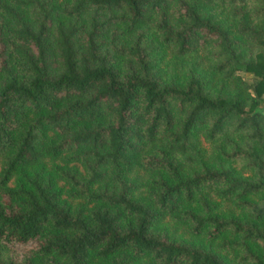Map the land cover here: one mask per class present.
<instances>
[{
  "label": "trees",
  "instance_id": "16d2710c",
  "mask_svg": "<svg viewBox=\"0 0 264 264\" xmlns=\"http://www.w3.org/2000/svg\"><path fill=\"white\" fill-rule=\"evenodd\" d=\"M263 107L264 0H0V264H264Z\"/></svg>",
  "mask_w": 264,
  "mask_h": 264
},
{
  "label": "rangeland",
  "instance_id": "374dc122",
  "mask_svg": "<svg viewBox=\"0 0 264 264\" xmlns=\"http://www.w3.org/2000/svg\"><path fill=\"white\" fill-rule=\"evenodd\" d=\"M239 74L241 75V77L246 80L247 82H252L253 81V78L251 75L247 74V73H244V72H239ZM59 159H57L56 161H58ZM13 180V179H12ZM16 181V178L13 180V183ZM10 185H13L12 183H10ZM56 189L58 191V194H59V197L61 199H68L70 200V202H72L73 204H76V203H80L81 200H74L72 199L71 197H69V194H68V189L65 187V185L63 184L62 181H59L57 183V186H56ZM85 205V203H83V206ZM87 206H89L87 204ZM184 240L188 243H190V238H188V236H186L184 238Z\"/></svg>",
  "mask_w": 264,
  "mask_h": 264
},
{
  "label": "water",
  "instance_id": "95a60500",
  "mask_svg": "<svg viewBox=\"0 0 264 264\" xmlns=\"http://www.w3.org/2000/svg\"><path fill=\"white\" fill-rule=\"evenodd\" d=\"M257 112L261 113L264 115V107L263 108H257L255 109Z\"/></svg>",
  "mask_w": 264,
  "mask_h": 264
}]
</instances>
